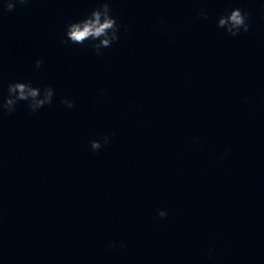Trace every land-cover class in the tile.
I'll list each match as a JSON object with an SVG mask.
<instances>
[{
    "label": "clouds",
    "instance_id": "obj_1",
    "mask_svg": "<svg viewBox=\"0 0 264 264\" xmlns=\"http://www.w3.org/2000/svg\"><path fill=\"white\" fill-rule=\"evenodd\" d=\"M30 2L31 0H4V4L0 6V14L14 11L17 4L27 6ZM200 17L202 19L208 18L206 9L200 10ZM217 27L223 29L232 37L247 33L251 28L250 14L239 7L230 9L217 18ZM120 31L121 25L118 23L117 18L112 15L110 0H100L98 6L92 9L84 18L66 24L65 35L60 42L62 44L71 42L72 44L83 45L85 42L91 41L93 43L90 46L95 54L103 56L102 49L110 48L113 43L119 41ZM43 63L42 59H37L35 67L39 69ZM7 93L6 97L0 99V112L11 114L16 110V105L19 102H26L28 110L35 113L46 105L52 104L55 89L49 85L33 86L30 81H14L8 84ZM61 103L67 108L74 106V101L68 98L62 99ZM102 140L103 144L96 139L90 141V147L94 152L109 143V136L105 135ZM157 216L165 218L167 212L159 209ZM116 246V241L109 243L110 248ZM120 247H124V244L120 243ZM211 251L209 249L210 254Z\"/></svg>",
    "mask_w": 264,
    "mask_h": 264
}]
</instances>
